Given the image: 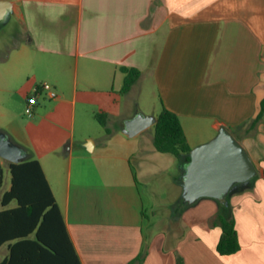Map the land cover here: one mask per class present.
I'll use <instances>...</instances> for the list:
<instances>
[{
  "label": "crops",
  "instance_id": "crops-1",
  "mask_svg": "<svg viewBox=\"0 0 264 264\" xmlns=\"http://www.w3.org/2000/svg\"><path fill=\"white\" fill-rule=\"evenodd\" d=\"M11 2L23 41L0 65V128L40 161L80 262L264 264V117L245 132L264 99V0ZM124 67L141 71L127 93L121 91ZM146 74L158 90L160 111L164 105L179 115L192 148L225 125L255 163L253 183L228 196L238 251L217 249L218 200L179 205L182 163L156 149L154 130L123 132L124 121L136 114L131 93ZM15 81L24 106L44 81L58 96L41 95L34 114H27L32 119H22L2 103L5 92H20ZM97 112L107 115L108 136ZM0 162L2 210L16 201L1 203L11 174L8 161ZM177 163L178 175L164 182L172 191L163 198L155 175L165 170L169 176ZM63 173L61 201L51 178ZM160 201L169 202L164 210ZM9 253L6 242L0 262Z\"/></svg>",
  "mask_w": 264,
  "mask_h": 264
},
{
  "label": "trees",
  "instance_id": "trees-1",
  "mask_svg": "<svg viewBox=\"0 0 264 264\" xmlns=\"http://www.w3.org/2000/svg\"><path fill=\"white\" fill-rule=\"evenodd\" d=\"M124 83L121 91L127 93L141 76L136 68L124 67ZM256 118L249 121L245 132L249 133L264 117V99ZM98 121L110 134L107 115L95 114ZM153 124V141L160 152L173 154L181 163L190 159V146L179 115L162 106ZM242 127V126H240ZM1 129V128H0ZM2 130V129H1ZM232 133L239 139L235 130ZM20 162H9L11 187L3 193L1 203L16 206L0 210V246L9 242L10 253L0 264H82L69 237L60 206L48 182L40 161L33 157ZM255 180V178L252 180ZM4 182V167L0 162V189ZM217 220L222 233L217 244L221 254H231L240 249L238 232L232 205L220 202ZM182 209L187 204L179 203ZM13 241V242H10Z\"/></svg>",
  "mask_w": 264,
  "mask_h": 264
},
{
  "label": "water",
  "instance_id": "water-1",
  "mask_svg": "<svg viewBox=\"0 0 264 264\" xmlns=\"http://www.w3.org/2000/svg\"><path fill=\"white\" fill-rule=\"evenodd\" d=\"M12 9L11 0H0V24L9 19ZM156 120L155 115L136 113L124 121L123 132L134 136ZM28 156L24 146L0 129V157L20 162ZM181 167L183 191L178 203L187 205L206 197L228 204V196L239 187L249 185L258 174L248 150L225 125L210 140L193 147L189 161Z\"/></svg>",
  "mask_w": 264,
  "mask_h": 264
},
{
  "label": "rangeland",
  "instance_id": "rangeland-1",
  "mask_svg": "<svg viewBox=\"0 0 264 264\" xmlns=\"http://www.w3.org/2000/svg\"><path fill=\"white\" fill-rule=\"evenodd\" d=\"M20 30V25L19 21L16 20L12 15H10L9 19L5 23L0 24V65L3 61V58L6 55H9L12 50H15L20 43L23 41L22 35ZM21 82V80H19ZM15 81L16 84H18V90L20 92L15 93V92H5L3 94V105L7 108V110L10 113H16L22 119L25 120H31L32 118L29 117L25 113V106L22 105L21 103V92L22 89L20 88V82ZM17 86V85H16ZM130 101V100H129ZM126 103V102H125ZM131 107L132 104L134 105V108L136 109V113L142 112L144 114H151V115H157L159 113L160 108H161V103H160V96L158 93V90L156 88V85L154 83V80L151 76V74H146L137 84V86L134 88V90L131 93ZM127 105V103H126ZM128 109L125 106L122 109V112L124 110ZM122 112H116L113 114V122H118L120 120ZM152 130H154V127H148L147 129L143 130L142 133L143 135L149 134ZM174 156V155H172ZM176 157V156H175ZM177 158V157H176ZM178 159V158H177ZM75 164H74V169H75ZM170 170L172 174L168 176L167 171L165 170H159L157 175L155 177L157 178L158 181H162L159 185V189L162 193V197L166 198L168 196V193L172 191L171 183L173 182V178L178 175V163L170 167ZM8 176V174L6 175ZM52 176V174H51ZM167 178H169V182L171 183H164L168 182ZM52 182L53 185L58 193V197H60L61 201V194L59 192V189L61 188V185L63 183L64 179V173L62 175H56L53 177L52 176ZM5 186L8 183V177L6 179ZM160 204V209L164 210L166 205L165 203H169L167 201H160L158 202ZM173 206H171L172 208ZM150 209V208H149ZM173 210V209H172ZM150 212V210H149Z\"/></svg>",
  "mask_w": 264,
  "mask_h": 264
},
{
  "label": "built area",
  "instance_id": "built-area-1",
  "mask_svg": "<svg viewBox=\"0 0 264 264\" xmlns=\"http://www.w3.org/2000/svg\"><path fill=\"white\" fill-rule=\"evenodd\" d=\"M43 94H45L48 98H55L58 96L57 91L55 90L53 85L48 81H44L40 86L36 88V90L32 94L27 96L25 106L26 114H28L29 116H32L34 114L35 108L39 103V98Z\"/></svg>",
  "mask_w": 264,
  "mask_h": 264
}]
</instances>
